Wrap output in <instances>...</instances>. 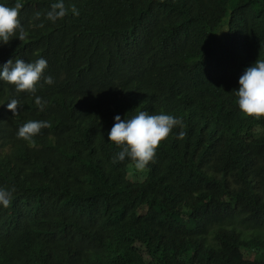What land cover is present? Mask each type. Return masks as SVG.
<instances>
[{"label":"trees","instance_id":"trees-1","mask_svg":"<svg viewBox=\"0 0 264 264\" xmlns=\"http://www.w3.org/2000/svg\"><path fill=\"white\" fill-rule=\"evenodd\" d=\"M22 2L29 35L0 44V68L44 58L54 83L37 86L40 111L0 80V188L15 189L0 264H264V118L234 92L264 59V0H63L55 23L59 0ZM139 111L182 119L186 137L174 128L133 181L108 133ZM30 120L52 124L34 147L17 138Z\"/></svg>","mask_w":264,"mask_h":264},{"label":"clouds","instance_id":"clouds-1","mask_svg":"<svg viewBox=\"0 0 264 264\" xmlns=\"http://www.w3.org/2000/svg\"><path fill=\"white\" fill-rule=\"evenodd\" d=\"M24 8L22 0H16L14 6H6L0 3V44L8 45L13 37L18 34V40L25 41L29 33L21 24L20 13ZM71 12L79 16V11L73 5ZM68 14L63 0L52 3L50 10L46 13V19L55 23L64 19ZM35 20L41 19V13L34 14ZM43 28L44 24L40 23ZM47 60L39 58L34 62L25 63L23 59H9L0 68V80L13 85L17 93H28L35 97V104L44 111L47 105L41 97L36 96L37 86L41 80L52 85L54 80L51 76L44 77L47 69ZM238 97V106L241 112L251 118H264V59H258L256 63L248 67L239 78V90L234 91ZM9 111L14 116L20 114L22 105L16 99L7 104ZM52 127L50 121L30 120L19 127L17 138L26 141L29 146H35L34 137L38 136L43 129ZM179 127L181 131L178 139L186 137L185 127L182 119L164 113L149 114L147 111H139L131 118L122 119L119 115L115 117V123L108 133V139L120 150L113 157V163L123 162L130 159L132 166L138 172H144L148 165L155 161L156 153L163 142L172 134L173 129ZM15 189L0 188V205L8 208L12 202Z\"/></svg>","mask_w":264,"mask_h":264},{"label":"rangeland","instance_id":"rangeland-1","mask_svg":"<svg viewBox=\"0 0 264 264\" xmlns=\"http://www.w3.org/2000/svg\"><path fill=\"white\" fill-rule=\"evenodd\" d=\"M146 174H147V170H145L144 172H138V171H136L134 168L130 171V175H129V177H130V179L131 180H133V181H135V179L133 178V177H135L136 176V179H138V180H141V179H143L144 178V176H146ZM245 257L247 258V259H254V257H255V252L253 251V252H245Z\"/></svg>","mask_w":264,"mask_h":264}]
</instances>
